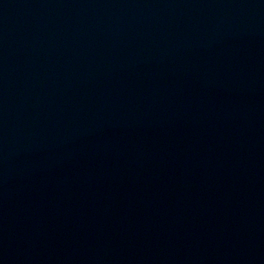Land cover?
Wrapping results in <instances>:
<instances>
[{
    "label": "water",
    "instance_id": "obj_1",
    "mask_svg": "<svg viewBox=\"0 0 264 264\" xmlns=\"http://www.w3.org/2000/svg\"><path fill=\"white\" fill-rule=\"evenodd\" d=\"M0 264H264V0H0Z\"/></svg>",
    "mask_w": 264,
    "mask_h": 264
}]
</instances>
